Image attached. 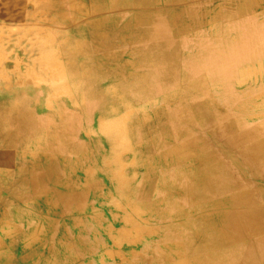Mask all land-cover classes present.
Listing matches in <instances>:
<instances>
[{
    "label": "rangeland",
    "instance_id": "1",
    "mask_svg": "<svg viewBox=\"0 0 264 264\" xmlns=\"http://www.w3.org/2000/svg\"><path fill=\"white\" fill-rule=\"evenodd\" d=\"M111 1L115 7H109L107 11L101 8L105 7L106 3L110 5ZM162 1L0 0V219L4 215L3 225H0V247L10 248L11 253L18 258L17 264H178L186 258L185 241L181 239L184 235L179 232L174 234L173 239L166 237L169 231L164 227V223L170 224L172 221L171 217H168V220L161 219V215L159 218L147 219L146 222L151 229L157 225L162 227L157 233L162 240L155 241L148 237L137 244L117 246L109 239V248L104 249L106 246L105 243L102 245V239L105 237L101 235V231L91 228L90 217L94 214L92 221L95 223L98 213L107 218L113 211L114 215L110 218L114 228L109 226L108 229L119 230L123 226L119 204L110 206L111 199L116 198L118 192L108 186L104 176L99 174L97 176V180L104 185L100 189V194L94 195L93 189L91 192V188L87 187L84 190L90 193L75 196L68 202L62 203L63 206L58 209L56 206L50 209V205L48 208L40 204L42 197L47 199L48 195L54 196L53 189L56 187L52 182H45L46 187L49 186L48 183L50 184L49 194L46 191L42 194L38 186H31V183L41 177L43 155L47 154H49L47 155L49 162L59 163V170L58 166L56 168L59 178L73 175L78 177L85 170L88 176H95L93 169L96 161L91 163L93 155L90 152L97 147L98 142H100L99 148H103L102 141L95 132L100 115L94 112L93 105L87 104L84 107L88 111H82L81 114L79 111L75 112L74 107L70 105V98L78 99L76 102L80 104L79 100L84 95L83 88L88 86L93 89L91 98L94 100L97 94L94 93V89L102 87L103 90H109L114 85L111 80L118 79L117 76L113 77L117 73L125 74L127 80L140 79L144 75L154 78L159 59L156 56L157 48H152L151 45L158 46L159 41L153 42L147 28H154L158 22L151 20L147 23L146 19L156 16V13H163L165 17H161L160 21L168 27L166 16H169L170 11L183 10L181 6L169 9L161 4ZM126 2L132 7H127ZM207 2L211 7L222 3L233 4L236 0H207ZM139 16L144 18V23L135 21ZM205 20H208V16ZM95 27L99 32L104 31L108 38L90 40L89 32H95ZM201 33L196 32L194 36L192 35L193 38L182 39L175 44L180 47L178 49L180 59H176L177 74L180 77L178 80H181L184 73H189L186 71L185 63H189V60H198L197 71L209 81L206 84L214 100L209 107L213 122L205 129L206 132L202 133L205 143L211 148H218L222 143L231 142L236 135L242 134H252L257 139V143L264 142V54L255 53L256 55L254 54L255 56L249 61L244 60L241 83L235 85L232 80L233 84L227 88V91H222L224 84L218 86L213 79H220L223 82L221 80L223 71L220 67L216 69L206 67V61L202 60L199 53L219 46L221 41ZM51 50L53 57L50 55ZM213 55L220 56L219 53ZM89 56L90 58L92 56L94 62H90ZM121 62L125 63V68L120 66ZM53 64L58 68L53 70L51 66ZM80 77L84 79L83 83ZM236 79L239 80L238 77ZM176 84H169V88L156 92V97L146 101L144 106L124 107L129 113L128 119L133 121L139 117V114L151 113L157 109L167 110L168 108L164 106L166 104L161 99H169L171 94L174 98L177 95L186 98V90L169 91L176 89ZM257 99L260 101L248 104ZM107 103L103 102V104ZM179 108L184 112L181 115V120L184 122L186 107ZM215 119L220 120L218 125ZM231 124L235 125L233 130L226 132L222 138H217L224 126ZM159 134H162V131ZM171 139L173 147L185 145V137ZM253 140L251 145L254 143ZM126 142L132 148L133 145H142L144 140L130 138ZM241 146L233 145L225 153H220V160H224L227 173L234 178V181L241 183L240 187L229 186L226 190L247 192L248 195H244L245 199L253 203L256 208L264 209V162L259 161L256 169L251 167L247 153H244L248 145ZM128 155L123 156V159H126L124 165H128V160L133 159ZM166 156L168 154L160 157ZM135 160L132 171L136 179L129 188L131 201L126 203L133 209V214L139 215V211L133 206L145 204L137 203L136 188L145 186L147 182V177L144 178L143 175L140 179L139 171L145 174L144 171L148 169L145 165H150L151 160L154 161V154L146 155L145 165L143 161H138V156ZM31 169L34 170V176L28 173L20 174L21 170L29 172ZM160 170L159 168L160 177L166 176L165 185L158 180V184L152 188L148 197L151 202L164 200L168 196L157 187H169L172 178L168 173L166 175L165 172L160 173ZM172 187L177 189L173 192V198L186 201L179 206L184 205L189 209L190 223L200 222V215L192 219L194 205L187 202V188ZM4 189L9 191L4 192ZM16 191L14 198L18 203L12 199ZM15 207H18L17 220L12 214ZM105 208H110L112 211ZM239 208L241 210L236 212L237 219L240 222L244 220L245 224L251 207L242 205ZM161 210L166 212L165 208ZM170 214L172 215V212ZM25 215L28 216V222L23 219ZM72 215H74L73 219H71ZM258 216L262 219L259 220L260 227L254 234L251 231L238 232L240 237L243 236L247 238L246 240L250 238L249 242L240 245L246 250L252 249L254 241L258 243V249L264 250V214ZM47 219H50L48 225ZM31 226L37 234L26 248L23 244L25 241L23 234L25 230L28 232ZM15 230L18 233L11 234ZM105 230L104 233L109 236L107 228ZM0 253L8 254L3 251Z\"/></svg>",
    "mask_w": 264,
    "mask_h": 264
},
{
    "label": "bare ground",
    "instance_id": "2",
    "mask_svg": "<svg viewBox=\"0 0 264 264\" xmlns=\"http://www.w3.org/2000/svg\"><path fill=\"white\" fill-rule=\"evenodd\" d=\"M182 1L183 0H163L162 4L175 3L180 5ZM207 14L208 34L211 38L214 37L217 41H221L219 46L217 45L210 49V51L211 54L215 55L219 53L220 56L216 57L219 58L222 66L228 67L234 65L232 58L235 56L239 57L237 58V61L240 59L249 61L256 55L255 53L264 54V0H236L233 4L222 3L208 10ZM170 19L174 20L175 17L170 16ZM147 21L150 20L146 19V22ZM90 37V40H104L108 38L107 34L104 31L99 32L97 27H95V32L90 34ZM174 53V51L168 49L163 51V55L167 54L169 61L165 64V67L167 66L172 69L173 66V72L175 71L176 64ZM50 55L53 57L52 50ZM90 59V62H94L92 61V56ZM92 65L93 68L97 70L96 66L94 67V64ZM51 66H53V70L58 68L56 64ZM120 66L123 68L125 67L122 62ZM114 76H117L118 79L111 80L114 82V85H112L109 90H103L102 87L94 89V93H97L94 100L91 98L93 95V89H90L87 86V88H83L84 99L82 98L79 100V102L81 101L80 104L76 102L78 99L70 98L69 101L70 105L74 107V110L77 113L78 111H88L87 108L84 107V105L87 104L93 105L94 112H98L100 115L98 116L95 132L97 137H99L98 139L102 141L103 148H99L100 142H98L99 144H97V147L95 146L96 148L90 152V154L93 155L91 163L96 161V164L94 165L95 168L93 169L95 176H88L86 174L87 170H85L78 177L73 175L66 176V178H59L56 174L57 166L58 170L60 167L59 163L56 164L49 162L50 159L49 157L47 158V155L49 154L43 155V163L41 164L43 173H41V177L35 180L36 182H33L32 185L34 187L38 186L37 188L42 191V194L44 191L49 194L48 189L50 184L48 182H52V185L56 188L53 189L54 196L51 197L48 195L49 197L47 199L42 197L43 200L40 204L46 207L48 206V208L50 205V209L56 206V209H58L60 206H63L61 205L62 203L68 202L71 198L80 195L84 196L90 193V191L84 190L87 187L91 188V192L93 189V194L96 195L104 186L97 180L99 174L100 176H104L111 189L113 188L119 193H117L118 195L116 194V198L111 199L110 206L114 207L115 203L119 204V210L122 213L121 222L123 226L119 230L107 228L109 239L115 245L127 246L137 244L141 242L142 239L145 238L146 240L148 237L155 241L162 240V237L157 234L158 230H161L162 227L157 225V227L151 229L147 226L146 222L147 219L159 218L161 215V219L168 220V217H171L172 221L170 224L164 223V227L169 231V235L166 237L173 239L174 234L179 232L184 235L181 239L185 241L184 248L186 251V258L183 262L178 264H264V250L258 249V243H256V241H254L251 250H246L243 247H240V245L249 242L250 238L249 240H246L247 238H244L243 236L240 237L238 232L251 231L254 234L257 231V228L260 227L259 220L262 219V217L258 215L262 213L264 214L263 208H256L253 206V203L251 204V202L246 200L243 195L241 198H229L225 201L215 202L208 205L202 209L204 216L200 218V222L192 224L190 223V211L187 209V206H179L185 204L186 201H180V199L173 198V192L174 190H177L176 188L170 186L157 187L168 195L167 198L153 202L148 200L152 188L157 185L153 179L155 174L152 172L149 175V179L144 184L145 186H142L141 188L133 187L136 188L137 196L135 195V199L137 203H143L145 205L133 206L139 211V215L132 213L133 209L130 208L129 204L126 202L131 201L132 196L129 194V188L133 186V182L136 179V176L132 171L134 168V162L136 161L135 159L143 152H145L146 155L153 149H168L166 145L172 146V139L168 135V131L165 129L164 124L171 116H175V113L172 114L171 112H166L164 109H157L151 113L143 114L142 118L138 119L136 122L130 121L128 119L129 113L126 112L127 110L124 107L132 106L134 99H138L141 96L144 99H150L153 96L154 91L150 88L151 85L144 82L142 89L131 92V95L128 97L127 95L124 96L125 92H123V82L121 80L123 75L122 73H118V75H113V77ZM170 78V76H167V79ZM57 79H59V77ZM80 80L81 83H83L84 79L80 77ZM239 83H241V81ZM96 90H99V92ZM256 101H260V99L251 103H255ZM103 102L108 103L103 104ZM202 107L203 106H201L200 109ZM203 109L204 108H202V110ZM177 111L179 116L184 113L179 109ZM200 118L204 121L209 119L207 113L203 114L202 117L200 116ZM152 119H156L163 124L158 123L159 128L162 130V134L159 135L160 138L155 134L151 125ZM137 126L144 130V143L142 145H133L132 148H130L126 140L131 138V132H133L134 128ZM156 131L160 133V130L157 129ZM242 142H245V139L242 140ZM169 152L170 151H168V153ZM173 152L185 153V149L181 148ZM248 153H250V157L253 160H261L264 162V142L256 143L251 146L248 149ZM98 154L100 155L97 160ZM125 154H129L133 158L132 161L128 160V165H124L126 159L124 160L123 156ZM118 162H121V164ZM150 165L154 167L152 161ZM98 166L101 167L98 168ZM33 172L34 170L32 169L29 170V172H23V170H21L20 174L25 175L28 173L29 175H33ZM46 181H48V187L45 186ZM25 202L28 203L27 199H25ZM242 205L251 207L248 220L245 224L244 220L241 222L238 221L236 215L237 210H241L239 206ZM161 208H165L166 212H162ZM171 212L172 215L170 214ZM166 214L167 217L165 218ZM48 221H50V219H47V225ZM36 234L37 232H33V234L23 236L25 240L23 244L28 247L29 242L32 241ZM257 234H259V232ZM0 264H9V262L3 261L0 262Z\"/></svg>",
    "mask_w": 264,
    "mask_h": 264
},
{
    "label": "crops",
    "instance_id": "3",
    "mask_svg": "<svg viewBox=\"0 0 264 264\" xmlns=\"http://www.w3.org/2000/svg\"><path fill=\"white\" fill-rule=\"evenodd\" d=\"M111 2H110L111 3L110 5L106 3V6L101 7V8L107 11L109 7L110 8L115 7L113 5V1ZM162 5L169 9L170 8L175 9V7L181 6L183 10L177 11L175 9L173 11H170L171 13L169 14V16H166V19H168V24H169L168 27L167 25H164L160 21V19H162L161 17H165L163 13H159V14L156 13V16L149 17L150 21L152 20V22H158L154 28L152 27L147 28V31L149 32L148 34L153 39V42L159 41L158 46H156L155 44L151 45L152 48H155V47L157 48L156 56L159 59V63H157L158 65H156V68H155L156 72L154 74V78L150 77L149 75L148 76L144 75V77L140 79H136V80L128 79L127 80L125 79L126 75L122 74L123 75V77L121 78L123 82L122 89H123V92H125L124 96L127 95L128 97L131 95V92L142 89L143 83L147 82L149 85L152 86V87L150 86V88L154 91L153 96L150 99H153V97H156V92H160V91H163L169 88V84H176V83L178 84V85L177 84L175 85L176 89H169L170 92H172L173 90L177 92L186 90L187 97L184 99L181 98L180 95L179 96L177 95V97L174 98L172 94L170 95L169 99L167 98L161 99V101L166 104L164 106L169 108L166 110V112H169V113L171 112L172 114L175 113V116H171L169 120L165 122L164 124L165 129L169 132L170 134L169 136L171 138L173 137V139L174 138L183 139L185 137L186 139L184 143L185 145L184 146L176 145L174 147L170 146V148L164 149V150L162 148H159L158 150H154V149L151 150V152L146 155L154 154V161L153 160L151 161L153 162L155 166L152 168H151V165H148V164L145 165V157H146L145 152L139 154L138 161H143V164L148 167V169L144 171L145 174L143 173V171L142 172L139 171L140 173L139 177L141 179V176L143 175L144 178L147 177L146 180H148L150 173L153 172L155 174L153 178L155 183L158 184V180H160L162 184L165 185L164 180L166 179V176L160 177V174H158L159 168L161 169L160 173L165 172V175L168 173V175H170V178H172L171 183H170L171 187L172 186H175V187L184 186L187 188L186 190L187 191L186 192L187 202L192 203L194 205L192 209L193 211L192 219L199 217V215L201 218L202 216H204L202 209L207 207L208 205H211L215 202L225 201L226 199H229V198H237V197L241 198L242 195L243 196L248 195L246 194L247 192H242V190L239 193L236 190H231L230 192H227L226 190L227 187L229 186L240 187L241 183L234 181V178L227 173L224 160H220V157H221L220 153H225V151L229 147L231 148L233 145L240 147L242 144H245L248 146L244 150V153H247L250 166L256 169L258 167L259 161L261 160H253L250 157L251 156L250 153H248V149L257 143L256 142L257 139H255L252 134L251 135L253 136V138L251 137L250 134L249 135L242 134L239 136L236 135L234 139L232 138L231 142L222 143L221 147H218V148H211L210 146L207 145V143H205V140L202 137L203 135L202 133H205L206 132L205 129L213 122V120L210 117L211 112H210L209 107L211 104H213L214 100L211 97L210 90L206 84L209 81H207V79L202 74H200V72L197 71V66L199 64L198 60L188 61L187 59L189 63H185V67H186V71H189V73L188 72L184 73L181 80H178V78L180 79V77L178 76L179 74H177V69H178L177 64H175L174 72L172 71L173 66H172V69L168 68L167 66L165 67V64H167V62L169 61L167 58V54L163 55V51H166L167 49L170 51H174L175 52L174 54L176 57L175 59L179 60L180 54H179L178 49L180 47L176 46L175 44L176 42L181 41L182 39L186 40V38L187 39L193 38L194 36L193 34L196 32H202L201 34H203L204 36L209 35L208 34L209 31L207 30L208 20H205L206 17L208 16L207 12L214 6H217L218 4L210 7L207 0H183L180 5H177L175 3L162 4ZM126 6L132 7L130 6V3L128 2H126ZM170 16H174L175 19L171 20ZM135 21L144 23L143 17H140V16L137 17ZM169 27L173 29H170ZM91 33L92 32H89V36ZM199 53L201 54L199 55L202 57V60L205 59L206 67L210 69H216L220 67V69L223 71V77L221 78L223 82H221L220 79H213V81L216 84H218V86L219 84L221 85L222 83L224 84L222 90L227 91V88H229V86L232 85L233 83L235 85L240 84L239 83L240 76L244 74V70H243V67L245 66L243 65L244 60L240 59L239 61H237V58L239 57L235 56L232 58L234 65L224 67L220 64V60L218 57H215L214 55L212 56L210 49L202 50ZM115 75H118V73ZM167 76H170L171 78L167 79ZM237 77L239 78V80L236 79ZM232 80H233V83H231ZM183 86H186V87H183ZM150 99H144L141 96L138 99H134L133 106H141V105L144 106L145 102ZM155 101H157V99H155ZM251 102H249V104ZM170 104L172 105L170 106ZM201 106H203L202 107L204 108L203 110L202 108L200 109ZM179 107H186V119L184 122L181 120V115L180 116L178 115L177 110L179 109L180 111H182ZM81 113L82 111L80 112V114ZM206 113L208 114L209 119L207 121H204L200 118V116L202 117L203 114H206ZM143 114L145 113L139 114V117L137 119H134L132 122H136L138 119L142 118ZM214 121L216 125L220 123V120L218 119H215ZM158 123L162 124V122H159L156 119L151 120V125L155 131V134L156 135L158 134L157 136L160 137L159 135L161 134H159L156 131L157 129L162 131L159 128ZM234 127H235L234 124L224 126L223 131H221L222 133L218 134L217 138H222L226 132L227 133L231 132ZM143 132L144 130H142L141 127L137 126L134 128V131L131 132V138H138L141 140L145 137V134ZM244 139H245V142H242V140ZM252 140L254 143L251 145ZM244 146L242 145L241 147H244ZM181 148L185 149V153H181V152L174 153L173 152ZM168 151L170 152L168 153ZM163 154H168V156H166L165 158H161L160 156ZM235 162L237 161L235 160ZM10 181L12 182V180ZM31 186H33L32 183H31ZM3 191L7 192L9 190L4 189ZM17 191L16 193H13L12 195V199L15 200L16 203H18V201L14 198V196L17 194ZM200 203L202 205H199ZM17 208L18 207H15L12 212L16 220H17L16 213L18 211ZM105 209L111 210L110 208H105ZM2 214H4V211L2 212ZM97 215H98V218H96L97 221H95V223L92 221V217H90L91 228L101 231V235L105 237L102 239L103 241L102 245L105 243L104 246L106 247L104 246L103 247L104 249H108L109 248V243H108L109 236H107L104 232H106L105 228H108L109 226L111 227L113 226L114 228V225H112L111 218H110L111 215H114V212L112 211L110 216L107 218L102 217L101 213H98ZM73 216L74 215H72L71 219H73ZM23 219L26 222H28L29 220L27 215L23 216ZM3 220H4V215L1 216L0 225L1 224L3 225L2 223ZM100 221H101V224H100ZM33 232H34L33 226H31L28 232L27 230H25L23 235L28 236L30 234H33ZM16 233H18L17 230H15L14 232H11V234H16ZM2 251L8 254L1 255L0 253V262L6 261V262H9V264H17L16 259L18 258L11 253L12 251L10 248L0 247V252Z\"/></svg>",
    "mask_w": 264,
    "mask_h": 264
}]
</instances>
